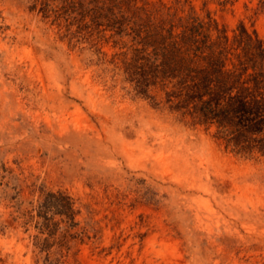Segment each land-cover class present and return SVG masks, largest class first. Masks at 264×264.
<instances>
[{
	"label": "rangeland",
	"instance_id": "1",
	"mask_svg": "<svg viewBox=\"0 0 264 264\" xmlns=\"http://www.w3.org/2000/svg\"><path fill=\"white\" fill-rule=\"evenodd\" d=\"M90 1L0 0V264H43L21 218L43 189L72 195L89 235L68 264H264V156L136 96L130 39L84 18ZM125 1L264 40V0Z\"/></svg>",
	"mask_w": 264,
	"mask_h": 264
},
{
	"label": "trees",
	"instance_id": "2",
	"mask_svg": "<svg viewBox=\"0 0 264 264\" xmlns=\"http://www.w3.org/2000/svg\"><path fill=\"white\" fill-rule=\"evenodd\" d=\"M124 1L92 0L99 5L81 4L82 15L130 39L120 63L135 95L212 131L213 138L235 155L263 157L264 40L242 27L229 41L197 18L174 23L159 10L130 1L123 8ZM7 172L0 161V181ZM78 216L76 199L64 190L43 189L37 203L22 212L23 226L37 231L33 245L43 264H68L72 243L89 238L79 228Z\"/></svg>",
	"mask_w": 264,
	"mask_h": 264
}]
</instances>
